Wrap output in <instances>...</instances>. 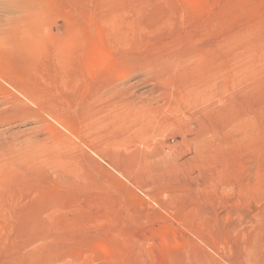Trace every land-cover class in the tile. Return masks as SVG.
Masks as SVG:
<instances>
[{"label": "rangeland", "instance_id": "rangeland-1", "mask_svg": "<svg viewBox=\"0 0 264 264\" xmlns=\"http://www.w3.org/2000/svg\"><path fill=\"white\" fill-rule=\"evenodd\" d=\"M0 70V264H264V0H0Z\"/></svg>", "mask_w": 264, "mask_h": 264}, {"label": "bare ground", "instance_id": "bare-ground-1", "mask_svg": "<svg viewBox=\"0 0 264 264\" xmlns=\"http://www.w3.org/2000/svg\"><path fill=\"white\" fill-rule=\"evenodd\" d=\"M30 48H31V47H30ZM32 50H33V48H32ZM67 53H69V52H67ZM70 53H71V51H70ZM59 58H60V57H59ZM67 58H68V57H67ZM56 59H57V58H56ZM68 59H69V58H68ZM61 60H64V57H63V59H61ZM44 61H45V60H44ZM44 61H42V62L44 63ZM47 61H48V60H47ZM56 61H57V60H56ZM56 61H55V62H56ZM58 61H59V60H58ZM69 61H71V60L69 59ZM5 62H6V61H5ZM52 62H53V61H52ZM46 63L49 64V62H46ZM53 63H54V62H53ZM67 63H68V61H67ZM10 64H11V63H10ZM10 64H9V67H10V66H13L12 64H11V65H10ZM58 64H60L61 66L66 67V65H64V63H63V65H62L61 63L56 62V65H57V66H60V65H58ZM52 65H54V64H52ZM67 65H68V64H67ZM70 65L72 66L73 63L70 64ZM71 66H70V67H71ZM51 67H52V66H51ZM51 67L49 66V69H48V70H50ZM55 67H56V66H55ZM58 69H59V68H58ZM66 69H68V67H66ZM69 69H70V71H72V70H71L72 68H69ZM62 70H65V68L62 69ZM0 71H1V70H0ZM50 71H51V70H50ZM50 71H49V72H50ZM70 71L68 70L67 72L69 73ZM51 72H52V71H51ZM55 72H56V70H55ZM61 72H62V71H61ZM67 72H66V73H67ZM2 73H3V72H2ZM53 73H54V72H53ZM57 73H58V72H57ZM66 73H64V74L66 75ZM3 74H4V73H3ZM3 74H2V75H3ZM30 74L32 75V73H30ZM36 74H37V73H36ZM50 74H52V73H50ZM58 74H59V73H58ZM69 74H70V73H69ZM21 75H22V74H21ZM31 75H30V77L33 78L34 75H32V76H31ZM40 75H41V74H40ZM53 75H54V74H53ZM0 76H1V75H0ZM13 76H16V75L13 74ZM18 76H20V75H18ZM22 76H23V75H22ZM35 76H36V75H35ZM37 76H38V75H37ZM54 76H55V75H54ZM69 76H72V77H73V75H71V74H70ZM69 76H67V77H69ZM6 77H7V76H6ZM8 77H10V75H9ZM24 77H26L25 79L28 80L26 75H25ZM28 77H29V76H28ZM38 77H39V76H38ZM41 77H42V75H41ZM47 77H48V76H47ZM61 77H62V76H61ZM67 77H66V80H67ZM12 78H13V77H12ZM14 78H15V77H14ZM14 78H13V79H14ZM19 78L21 79L22 77H19ZM43 78H44V77H43ZM53 78H55V80H54V79H53V80L56 82V85H59V82L57 83V79H56V77H53ZM63 78H64V77H63ZM63 78H61V79H63ZM0 79H1V78H0ZM10 79H11V77H10ZM23 79H24V78H23ZM23 79H22V81H23ZM35 79L37 80V78H35ZM39 79H40V77H39ZM39 79H38V80H39ZM71 79H72V78H71ZM36 80H34V81H36ZM38 80H37V81H38ZM43 80H44V79H43ZM48 80H49V79H48ZM69 80H70V79H69ZM69 80H68V81H69ZM3 81H4V80H3ZM18 81H19V79H18ZM28 81H29V80H28ZM31 81H33V80H31ZM40 81H41V80H40ZM46 81H47V79H46ZM46 81L43 82L44 85H46L47 83L50 82V81H49V82L46 83ZM58 81H59V80H58ZM64 81H65V80H64ZM64 81L62 80V82H61V80H60V83H63ZM68 81H66V82H68ZM7 82H8V81H7ZM66 82H64V83H66ZM69 82H70V81H69ZM3 83H4V82H3ZM11 83H13V82H11ZM31 83H32V87H33V84H34V83H33V82H31ZM37 83H38V82H37ZM52 83H53V82H52ZM39 84L41 85V82H40ZM1 85H4V84H1ZM1 85H0V93H2V95H3V94H4V95H3L2 97L0 96V104H3V105L5 106V108L2 109L3 111L0 112V121H1V122L4 120L3 123H4V124H7V123H13V122H16V121H18V120L21 119V117H12V119H6V120H5L3 116H8V114H9V116H10V115H12V116H17V115H19V114H21V113H29V114H31V116H34L33 118L36 117V119H38V121H39L41 124L44 125L43 114L39 113V111H37V110H36V111L38 112V114L35 113V111H34V112H31V111H30V109H29V107H28V105H29L30 103L28 104V100L26 99L27 97H26V98H25V97H24V98H21V97L17 96L16 94L11 93L12 91L10 92L9 89H8V90H9V91H8L7 89H5V87L3 88ZM5 85H6V84H5ZM12 85H13V84H12ZM15 85H19V82H18V84L15 83ZM21 85H23V84H21ZM44 85H43V86H44ZM47 85H48V84H47ZM53 85H54V87L56 86L55 84H53ZM64 85H66V84H64ZM7 86H8V85H7ZM9 86H11V85H9ZM13 86H14V85H13ZM24 86H25V88H29V86H28V87H26V85H24ZM24 86H21V87L24 88ZM36 86H37V85H36ZM50 86H51V84H50ZM50 86H47V87H50ZM18 87H20V85L17 86V88H18ZM21 87H20V88H21ZM9 88H11V87H9ZM12 88H13V87H12ZM12 88H11V89H12ZM20 88H18V89L20 90ZM25 88H24V89H25ZM42 88H44V87L41 86V89H42ZM13 89H14V91L16 90L15 88H13ZM13 89H12V90H13ZM46 89H47V88H46ZM26 90H27V89H25V91H26ZM42 90H43V89H42ZM42 90H41V91H42ZM44 90H45V89H44ZM44 90H43V92H46V91H44ZM48 90L50 91V89H48ZM25 91H23V92H25ZM33 91H34V90H33ZM37 91H38V90H37ZM39 91H40V90H39ZM39 91H38V92H39ZM23 92H22V93H23ZM26 92H28V91H26ZM34 92H35V91H34ZM50 92H51V91H50ZM20 93H21V92H20ZM20 93H19V95H20ZM30 93H31V92H30ZM36 93H37V92H36ZM46 93H47V92H46ZM21 95H22V94H21ZM24 95H25V94H24ZM40 95H41V94H40ZM22 96H23V95H22ZM42 96H43V95H42ZM38 97H39V96H38ZM38 97H37V98H38ZM38 99H39V98H38ZM42 99H43V98H42ZM29 101H30V100H29ZM47 102H48V101H47ZM38 103H39V102H38ZM31 104H32V103H31ZM31 104H30V105H31ZM34 104H35V103H34ZM50 104H51V103H50ZM102 104H103V103H101V105H100L101 107H102ZM45 105L50 106L48 103L45 104ZM45 105H43V106H45ZM104 105H105V104H104ZM4 106H3V107H4ZM34 107H35V106H34ZM105 107H106V105H105ZM9 108H10V111L8 110ZM35 108H36V107H35ZM38 108H39V107H38ZM48 108H49V107H47V109H48ZM47 109L45 108V111H46ZM58 109H59V108H58ZM63 109H65V108H63ZM63 109H61V110H63ZM33 110H35V109H33ZM38 110H40V109H38ZM48 110L51 112V109H48ZM66 110H67V109H66ZM86 110H87V109H86ZM91 110H92V109H91ZM99 110H100V107H99ZM42 111L44 112L43 109H42ZM100 111H101V110H100ZM104 111H105V110H104ZM104 111H103V112H104ZM46 113L48 114V117H49V114L52 115V113H48L47 111H46ZM46 113H44V114H46ZM53 113H54V112H53ZM56 113H57V112H56ZM56 113H55V114H56ZM47 114H46V115H47ZM102 114H103V113H102ZM51 115H50V116H51ZM53 115H54V114H53ZM57 115H58V113H57ZM104 116H105V115H104ZM104 116H103V117H104ZM103 117H102V118H103ZM33 118H32V119H33ZM100 118H101V117H100ZM100 118H99V119H100ZM104 118H105V117H104ZM59 119H60V118H59ZM105 119H106V118H105ZM90 120H91V119H90ZM90 120H89V121H90ZM94 120H97V119H94ZM100 120H101V119H100ZM100 120H99V122H100ZM103 120H104V119H103ZM55 121H56V120H55ZM106 121H107V120H106ZM106 121H104L105 123H103V121H101V125H102V126H99V127L96 126V125H98V124H97L98 121H97V122L94 121L95 123H94V122H93V123H94V125H95V128L98 127V129H100L101 127H104L105 124H107ZM91 122H92V120H91ZM99 122H98V123H99ZM18 123H20V122H18ZM93 123H92V124H93ZM102 123H103V124H102ZM0 124H2V123H0ZM86 124H87L88 127H90V125H91V124L89 125L88 123H86ZM45 126H48L47 129H48V130L50 129L49 131L52 130L50 124L45 125ZM91 126H92V125H91ZM40 127H42V126H40ZM92 127H93V126H92ZM61 128H62V127H61ZM93 128H94V127H93ZM105 128H106V127H105ZM45 129H46V128H45ZM103 129H104V128H103ZM43 130H44V129H43ZM62 130H63V129H62ZM95 130H97V129H95ZM38 131H39V130H38ZM100 131L102 132L103 130H100ZM56 132H57V131H56ZM48 133H49V132H48ZM102 133H103V135H104L105 131H103ZM102 133H101V134H102ZM49 135H50V134H49ZM58 135H59V134H58ZM49 138H50V137H48V140L46 139L47 142H49L50 139H51L50 141H52V138H50V139H49ZM61 138H62V137H61ZM61 138H60V139H61ZM12 139H13V138H12ZM44 139H45V138H44ZM53 139H54V138H53ZM58 139H59V138H58ZM56 140H57V139H55V141H56ZM62 140H64V137H63ZM2 141H3V140H2ZM2 141H1V142H2ZM23 141H25V140H23ZM58 141H60V140H57L56 142H58ZM65 141H68V142H69V140H66V138H65ZM1 142H0V172H1V174H2V170H5V169H7L8 171H9V169L11 170L10 166H11L12 163H14V162L16 161V158H15V157H10V156L15 155V154H16V151L13 150V148H12L10 142L7 143V140H6V142H2V143H1ZM21 142H22V141H21ZM25 142H27V141H25ZM44 142H46V141L44 140ZM44 142L42 141L41 144L43 143L42 145L45 146V143H44ZM53 142H54V141H53ZM23 143H24V142H23ZM33 143H34V142H33ZM50 143H51V142H50ZM59 143H60V142H59ZM62 143H63V142H62ZM69 143H70V142H69ZM30 144H31V142H30ZM34 144H36V143H34ZM38 144L40 145V149H41V150L43 149V151H41V152H44V149H45L44 146H42L40 143H38ZM51 144L53 145V143H51ZM51 144H50V145H51ZM31 145H32V144H31ZM47 145H49V144H47ZM65 145H66V144H65ZM67 145H68V143H67ZM69 145H70V144H69ZM32 146H34V145H32ZM37 146H38V145H37ZM41 146H42V147H41ZM60 146H61V145H60ZM60 146H59V148L62 149L63 146H62V147H60ZM48 147H49V146H48ZM24 148L26 149V153H29V151H30V153L33 152V153H34V156L36 155L35 152L37 151V153H38V151L40 150L39 147L37 148L36 146L33 147V148L30 147L28 143H25V147H24ZM52 148H54V147L52 146ZM52 148L49 147L48 149H52ZM56 148H57V147H56ZM56 148H55V150H58V148H57V149H56ZM67 148H68V147H66V150H67ZM18 149H19V148H18ZM38 149H39V150H38ZM46 150H47V148H46ZM55 150L52 149V151H54V152H55ZM66 150H65V151H66ZM13 151H15V152H14V153H10V152H13ZM18 151H21V149H19ZM48 151H49V150H48ZM48 151H47V152H48ZM47 152H46V151L44 152V153L46 154L45 157H47V155L49 154V158H50V155L53 154V153H48V154H47ZM66 152H67V151H66ZM55 154H56V153H55ZM60 154H61V153H60ZM40 155H41V154H40ZM21 156H23V155H21ZM21 156H20V157H21ZM24 156H25V155H24ZM42 156H43V155H42ZM56 156L58 157V155H56ZM62 156H64V154H63ZM62 156L60 155V157H62ZM17 157H18V156H17ZM27 157H28V156H25V160H26V161H27V159H28ZM38 157H39V156H38ZM38 157H37V158H38ZM45 157H44V158H45ZM51 157H52V155H51ZM53 157H54V155H53ZM60 157H59V158H60ZM65 157H66V156H65ZM21 158H22V157H21ZM34 158H35V157H34ZM62 158H64V157H62ZM62 158H60V159H62ZM23 159H24V158H23ZM57 159H58V158H57ZM34 160H36V158H35ZM50 160H51V158H50ZM47 161H48V160H47ZM33 162H35V161L30 162V165H31V163H33ZM8 164H10V166H5V165H8ZM18 164H19V163H18ZM20 164H21V163H20ZM14 165H15V164H14ZM4 166H5V167H8L9 169H8V168H5ZM33 166H34V164H33ZM11 167H12V166H11ZM17 167L19 168V166H17ZM24 167H26V166H24ZM30 167H31V166H30ZM13 168H14V167H13ZM14 169H15V168H14ZM16 169H17V168H16ZM8 171H7V172H8ZM5 173H6V172H5ZM6 174H7V173H6ZM2 175H3V174H2ZM3 176L5 177V175H3ZM5 179H6V177H5ZM1 181H2V180H1ZM1 181H0V182H1Z\"/></svg>", "mask_w": 264, "mask_h": 264}]
</instances>
